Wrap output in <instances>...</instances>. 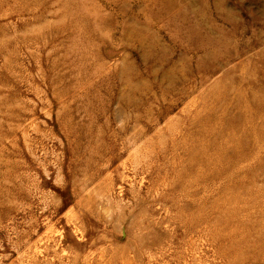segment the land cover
Returning <instances> with one entry per match:
<instances>
[{
    "label": "rangeland",
    "instance_id": "374dc122",
    "mask_svg": "<svg viewBox=\"0 0 264 264\" xmlns=\"http://www.w3.org/2000/svg\"><path fill=\"white\" fill-rule=\"evenodd\" d=\"M0 264H264V0H0Z\"/></svg>",
    "mask_w": 264,
    "mask_h": 264
}]
</instances>
